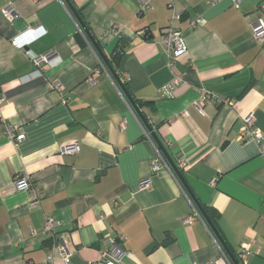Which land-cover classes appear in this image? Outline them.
I'll return each mask as SVG.
<instances>
[{
    "label": "crops",
    "instance_id": "crops-1",
    "mask_svg": "<svg viewBox=\"0 0 264 264\" xmlns=\"http://www.w3.org/2000/svg\"><path fill=\"white\" fill-rule=\"evenodd\" d=\"M71 1L109 62L123 45L115 70L134 100L151 101L141 111L201 204L217 213L216 222L209 217L237 260L246 246L247 264H264V146L242 138L250 113L264 136V45L252 32L264 21V0L239 8L232 0H153L144 12L137 0ZM9 4L13 19L0 12V264L49 254L65 264L62 237L71 263L95 264L107 235L122 248L115 264H234L171 166L152 171L162 151L65 1L0 0V8ZM199 16L207 24L191 29ZM171 24L188 45L173 65L160 44ZM26 50L54 57L37 67ZM176 77L182 83L164 96ZM206 93L218 99L203 114L196 104ZM8 123L23 141L7 134ZM73 141L80 150L63 153ZM19 173L38 187V207L16 187ZM47 216L59 222L53 234Z\"/></svg>",
    "mask_w": 264,
    "mask_h": 264
},
{
    "label": "built area",
    "instance_id": "built-area-1",
    "mask_svg": "<svg viewBox=\"0 0 264 264\" xmlns=\"http://www.w3.org/2000/svg\"><path fill=\"white\" fill-rule=\"evenodd\" d=\"M139 4V12H144L153 7V0H137ZM219 0H209L211 3H216ZM243 0H232L233 5L236 8H239ZM260 8L264 11V2L261 3ZM0 12H2L7 18L13 19L17 14L15 7L12 4H9L5 8H0ZM179 18V14H173L171 17V22L175 19ZM207 24V20L203 16H199L195 20L191 22L190 28L196 29L199 26H204ZM34 28L30 29L31 32H34ZM252 32L255 40L258 44L264 45V21L262 19L257 20L252 26ZM12 44L19 49H25V44L20 42L18 39H13ZM160 44L168 55L169 64L173 65L179 58L185 56L188 53V45L185 40L184 32L178 28H175L172 24L169 26L167 32L160 39ZM26 55L28 58L32 60V62L37 66L41 67L42 65L50 62L54 57L53 51H47L42 54H35L30 50H26ZM183 81V77H176L174 80L168 84H166L162 88V94L164 96H171L173 94L174 89L180 85ZM218 99L215 94H203L197 102V108L201 113L204 114L203 106L205 103L211 100ZM4 101V96L0 92V104ZM243 140H255L259 143H263L264 146V136L262 132L254 127V115L250 113L243 119ZM124 126H121L123 128ZM18 127L15 124L8 123L6 127L7 134L15 141L21 142L25 139L24 133H17ZM61 151L66 154L77 153L80 150V142L73 141L68 144H64L60 147ZM184 164V163H183ZM170 169V166L166 162L162 153L157 149V156L152 164V171L154 173L163 170ZM14 183L19 190H28L32 196L31 205L33 207H38L40 205L41 193L38 187L34 186L30 176L27 174L19 173L16 174ZM141 189H147L151 185V178L144 179L140 182ZM195 215H199L198 211L195 209ZM194 215V216H195ZM193 219V216L185 218L183 223H190ZM59 225V222L55 220L52 216H47L45 220V233L53 234L55 227ZM105 243L108 245L107 251L103 254L101 260L95 264H115L114 260L119 259L122 248L116 239L110 235L105 236ZM56 248L59 250L63 261L65 264H73L70 261L71 252L68 247V242L65 238H61L60 241H56ZM250 254V249L246 246L242 247V250L239 252V258L242 264H247L248 257ZM27 264H54V257L52 254L46 256V258L41 263H33L28 262Z\"/></svg>",
    "mask_w": 264,
    "mask_h": 264
},
{
    "label": "water",
    "instance_id": "water-1",
    "mask_svg": "<svg viewBox=\"0 0 264 264\" xmlns=\"http://www.w3.org/2000/svg\"><path fill=\"white\" fill-rule=\"evenodd\" d=\"M64 1L67 4V6L69 7L70 11L75 16V18L77 19V21L79 22V24L81 25L82 29L84 30V32L88 36L89 40L91 41V43L93 44L95 49L98 51V53L102 57L104 63L106 64V66L110 70L112 76L117 81V83L119 84V86L121 87V89L123 90V92L125 93L127 98L129 99V101L131 102V104L134 107L135 111L138 113V115L140 116V118L142 119L144 124L146 125V127H147L148 131L150 132L151 136L153 137L155 143L157 144V146L159 147V149L162 151L163 155L165 156L168 164L171 166L172 170L178 176V178L180 179L181 183L183 184V186L185 187L186 191L188 192V194L190 195L191 199L193 200L194 204L196 205V207L198 209V212L205 218V220L208 222L210 228L212 229V231L214 232L216 237L219 239L224 251L227 253V255L233 261L234 264H240V262L237 260V258L235 256V254L231 251V249L229 248V246L227 245V243L225 242V240L221 236L219 230L217 229V227L215 226V224L213 223V221L209 217L208 213L206 212L205 207L201 204V202L199 201V199L197 198V196L194 194L193 190L189 186V184L186 181L182 171L180 170V168L177 166V164L172 159V157L169 154L167 148L165 147L163 142L160 140V138L156 134V132L153 129V127L149 124L147 118L145 117V115L141 111L139 105L136 103L134 98L131 96V94L127 90L125 84L123 83L121 77L119 76V74L117 73L115 68L109 62V59L106 57V55L104 54L103 50L101 49V47L97 43L96 39L94 38V36L90 32L88 26L86 25L85 21L83 20L82 16L80 15L78 9L75 7V5L72 3L71 0H64Z\"/></svg>",
    "mask_w": 264,
    "mask_h": 264
},
{
    "label": "trees",
    "instance_id": "trees-1",
    "mask_svg": "<svg viewBox=\"0 0 264 264\" xmlns=\"http://www.w3.org/2000/svg\"><path fill=\"white\" fill-rule=\"evenodd\" d=\"M79 13H80V15L83 17V15H82V13H81V11L79 10ZM84 18V17H83ZM123 53H124V48H123V45L121 44V45H119V47L116 49V51H115V53L112 55V57H111V59H110V63L112 64V66L115 68V69H117L118 68V64H119V61H120V58H121V56L123 55ZM127 85V84H126ZM125 85V86H126ZM136 101V103L139 105V107L142 109V110H144V107L146 106V105H149L150 106V104H151V101H141V100H139V99H136L135 100ZM150 107H153V106H150ZM143 114H144V112H143ZM145 115V114H144ZM206 211L208 212V214H209V216L212 218V220L214 221V222H216V218H217V213L212 209V208H210V207H208V206H206ZM167 243L169 242V241H166ZM165 242V243H166ZM236 256V255H235ZM237 257H238V255H237Z\"/></svg>",
    "mask_w": 264,
    "mask_h": 264
}]
</instances>
